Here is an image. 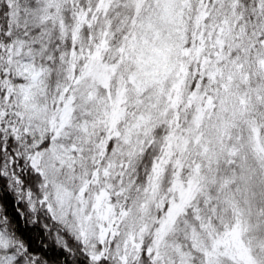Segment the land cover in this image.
<instances>
[{
  "label": "snow or ice",
  "instance_id": "1",
  "mask_svg": "<svg viewBox=\"0 0 264 264\" xmlns=\"http://www.w3.org/2000/svg\"><path fill=\"white\" fill-rule=\"evenodd\" d=\"M0 264H264V0H0Z\"/></svg>",
  "mask_w": 264,
  "mask_h": 264
}]
</instances>
